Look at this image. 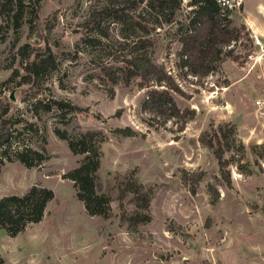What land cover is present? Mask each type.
<instances>
[{"label": "rangeland", "instance_id": "374dc122", "mask_svg": "<svg viewBox=\"0 0 264 264\" xmlns=\"http://www.w3.org/2000/svg\"><path fill=\"white\" fill-rule=\"evenodd\" d=\"M146 1L41 0L32 31L24 16L0 40V98L9 114L34 122L21 134L47 155L33 166L6 161L0 196L32 184L54 191L40 221L13 235L0 227V264H264V0H215L226 36L204 74L183 52L182 36L198 26L192 0L152 9ZM143 34L169 77L102 72L104 63L121 65ZM26 42L55 57L30 85L13 72L24 71L18 48ZM51 97L66 104L33 108ZM55 128L67 137L102 132L95 187L109 197L105 215L88 213L77 197L65 173L84 154ZM203 131L228 133L223 169ZM128 181L149 196L147 220H134L145 208L124 189Z\"/></svg>", "mask_w": 264, "mask_h": 264}, {"label": "trees", "instance_id": "16d2710c", "mask_svg": "<svg viewBox=\"0 0 264 264\" xmlns=\"http://www.w3.org/2000/svg\"><path fill=\"white\" fill-rule=\"evenodd\" d=\"M40 1L0 0V40L5 38L9 27L16 29L21 26L24 16H27L26 20L29 22L32 31L39 19ZM165 1L168 0H147L145 5L147 8L152 9L163 6ZM192 3L196 12L194 21L198 22V26L194 32L190 31L182 36L183 52L193 54L191 57L192 63H188L191 71L204 74L210 68L208 55L216 52L215 44L217 41L223 40L226 33L221 27L223 18L217 13V2L215 0H192ZM143 24L145 27H149L147 23L144 22ZM151 41L148 36L139 35L134 43V51L124 55L121 65L104 63L100 69L103 73L110 74L113 79L120 77L125 81H128V78L134 75L143 78L153 76L158 81L169 77L163 68L157 65L148 54L147 47L151 44ZM18 52L26 59L23 73L20 74L18 69L13 71L16 75L19 74L18 84H33L40 75L55 64V57L51 51H47L46 54L38 53L28 42L20 45ZM151 93L167 94V91L165 89L161 91L153 89ZM65 104V101L51 97L45 101L37 99L33 104V108L49 111L53 107L62 108ZM9 111V100L0 98V171L6 161L13 159H17L27 166L40 164L47 157L45 151L30 145L21 134L23 129L33 128L34 122L9 114ZM17 123L22 124V128H17L15 125ZM118 129L131 132L129 127ZM55 131L60 137L67 139L68 146L73 152L84 154L80 163L65 173L66 177L72 179L77 197L83 201L88 213L105 215L109 206V197L104 193L97 192L95 187V172L100 164V143L104 138L102 132L86 130L72 137H67L65 131L58 128H55ZM200 140L213 147L221 169L228 165V160L224 156V152L229 147L227 132H215L214 137L207 138L206 132L203 131L200 134ZM124 189L132 191L134 193L133 198L139 201L137 204L145 208V210L135 209V213H133L134 220H147L149 215L146 209L149 206V196L145 191H142L141 183L128 181ZM53 196V189L41 184H32L23 193H9L0 196V227L13 235L23 230L28 223L40 221L47 202ZM0 262H2L1 257Z\"/></svg>", "mask_w": 264, "mask_h": 264}, {"label": "water", "instance_id": "95a60500", "mask_svg": "<svg viewBox=\"0 0 264 264\" xmlns=\"http://www.w3.org/2000/svg\"><path fill=\"white\" fill-rule=\"evenodd\" d=\"M10 98H12V99L14 98L12 93H10Z\"/></svg>", "mask_w": 264, "mask_h": 264}]
</instances>
